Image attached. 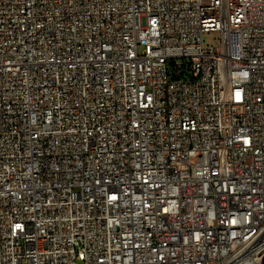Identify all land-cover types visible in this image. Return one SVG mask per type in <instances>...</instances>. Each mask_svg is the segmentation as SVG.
Returning a JSON list of instances; mask_svg holds the SVG:
<instances>
[{
  "label": "built area",
  "instance_id": "obj_1",
  "mask_svg": "<svg viewBox=\"0 0 264 264\" xmlns=\"http://www.w3.org/2000/svg\"><path fill=\"white\" fill-rule=\"evenodd\" d=\"M262 256L264 0H0V264Z\"/></svg>",
  "mask_w": 264,
  "mask_h": 264
},
{
  "label": "rangeland",
  "instance_id": "obj_2",
  "mask_svg": "<svg viewBox=\"0 0 264 264\" xmlns=\"http://www.w3.org/2000/svg\"><path fill=\"white\" fill-rule=\"evenodd\" d=\"M219 34L217 32H210L207 33L203 36V41L205 44H212L214 45V47H218L219 46Z\"/></svg>",
  "mask_w": 264,
  "mask_h": 264
},
{
  "label": "water",
  "instance_id": "obj_3",
  "mask_svg": "<svg viewBox=\"0 0 264 264\" xmlns=\"http://www.w3.org/2000/svg\"><path fill=\"white\" fill-rule=\"evenodd\" d=\"M260 264H264V256H262Z\"/></svg>",
  "mask_w": 264,
  "mask_h": 264
}]
</instances>
